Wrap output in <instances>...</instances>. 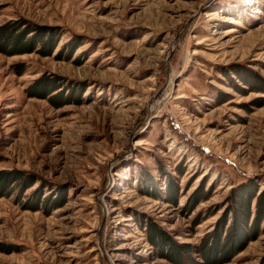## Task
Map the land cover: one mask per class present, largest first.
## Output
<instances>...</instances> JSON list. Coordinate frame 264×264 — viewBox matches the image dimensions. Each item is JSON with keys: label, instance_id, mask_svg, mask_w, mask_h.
Returning <instances> with one entry per match:
<instances>
[{"label": "rangeland", "instance_id": "rangeland-1", "mask_svg": "<svg viewBox=\"0 0 264 264\" xmlns=\"http://www.w3.org/2000/svg\"><path fill=\"white\" fill-rule=\"evenodd\" d=\"M8 21L60 36L0 52V171L36 180L0 196V264H173L148 223L198 245L240 185L264 208V0H0ZM262 256L264 233L226 264Z\"/></svg>", "mask_w": 264, "mask_h": 264}, {"label": "trees", "instance_id": "trees-1", "mask_svg": "<svg viewBox=\"0 0 264 264\" xmlns=\"http://www.w3.org/2000/svg\"><path fill=\"white\" fill-rule=\"evenodd\" d=\"M24 25L17 21H8L0 25V52L5 55H16L39 50L44 56L51 55L58 44L60 36L56 28L52 27L51 29L41 25L35 26L30 23ZM38 47L40 48L37 49ZM19 68L20 66H17L16 70L21 75L24 69ZM58 85L56 78L42 77L31 87L30 93L32 96L49 97L54 89L59 87ZM58 95L50 96L51 102L60 103L56 101V97H59ZM61 95H63V92ZM61 99L65 98L61 97ZM35 181L33 174H28L22 170H2L0 171V196L9 195L13 189L17 188L20 189L21 194H24V191L33 186ZM255 191V186L251 183L240 185L234 191L235 204L230 208L231 210L229 209L230 212L217 221L215 228L207 233L198 245L179 243L168 232L152 222L147 225L148 238L156 246L159 256L170 260L173 264L229 263L246 248L250 241L256 240L264 233L262 197L257 198L254 213L252 208H250L252 200L257 197ZM177 193L178 186L173 183L172 187H169L168 198L176 202ZM207 194L205 195L204 189L201 188L195 193L196 199L205 198ZM60 197L53 201L52 208L63 203V200L60 201ZM30 203L28 208L32 210L40 209V204L35 196ZM1 246L0 244V248ZM258 264H264V256H262Z\"/></svg>", "mask_w": 264, "mask_h": 264}, {"label": "bare ground", "instance_id": "bare-ground-1", "mask_svg": "<svg viewBox=\"0 0 264 264\" xmlns=\"http://www.w3.org/2000/svg\"><path fill=\"white\" fill-rule=\"evenodd\" d=\"M152 108H155V106H153Z\"/></svg>", "mask_w": 264, "mask_h": 264}]
</instances>
